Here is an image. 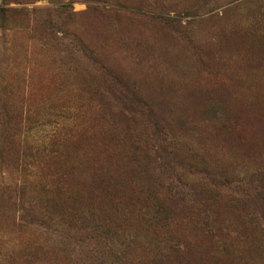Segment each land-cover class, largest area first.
I'll use <instances>...</instances> for the list:
<instances>
[{"label": "rangeland", "instance_id": "obj_1", "mask_svg": "<svg viewBox=\"0 0 264 264\" xmlns=\"http://www.w3.org/2000/svg\"><path fill=\"white\" fill-rule=\"evenodd\" d=\"M0 182V264H264V0H0Z\"/></svg>", "mask_w": 264, "mask_h": 264}, {"label": "trees", "instance_id": "obj_2", "mask_svg": "<svg viewBox=\"0 0 264 264\" xmlns=\"http://www.w3.org/2000/svg\"><path fill=\"white\" fill-rule=\"evenodd\" d=\"M116 122L119 125H123L125 124L126 127H124V129L126 128V130L128 131V126L127 124H129V119L124 116L122 113H119L117 115V120ZM11 145V144H9ZM54 146V144H52ZM48 147V146H47ZM135 149L133 150L132 153V158L129 159L126 162V166H131V164H136V162L138 161V147H134ZM44 151H48V154L53 155L56 154L57 151H52V150H47V148H44ZM140 151V150H139ZM84 170L82 171V173L84 175H89L88 177L90 179H92V182L94 183V185H92V187H94L95 189H101L103 191H115L116 193L120 194H124L125 192V188L122 185L123 183V179L127 176L123 175L122 171L123 168L122 167H116L114 170H110L107 173H104V169L102 165H98L94 159H84ZM57 169V168H56ZM127 168H125L124 170H126ZM131 174L133 175L135 173V169L132 168L130 170ZM49 177L51 178L50 183L48 184H44L43 189L46 190L45 195L46 194H58L61 193L63 191H65V193L67 194L69 192V189L71 186H73V184L69 183L68 181V177L66 175V173L60 172L58 169L55 171L54 174H50ZM42 178V177H41ZM98 185V187H95V185ZM79 185V187H82V192L86 193L90 192V187H88L89 185L86 183V181L83 180L82 183L77 184ZM21 188L17 185H7L4 184L3 182H0V197L3 200H7L8 204H10V206L15 210L16 206L20 205V199L22 196V193H20ZM44 191V190H43ZM264 194V193H263ZM263 196V195H262ZM18 200V201H17ZM133 199L130 198L129 199V203H126V207H135L137 206V201H135L133 203ZM152 205V204H151ZM171 206H172V202L169 203L168 201H163L162 203H160L158 200H156V204L154 205V210H156L157 214H162L163 212H170L171 210ZM164 210V211H162ZM158 221H156L157 224ZM164 220L161 221V226L164 224ZM153 225H150V227L152 228ZM178 236V235H177ZM177 236L172 235V237H169L168 242L165 244V246L161 249L160 254L155 255V257L152 258V260L148 261V262H143L142 264H172L174 263L173 259H179L180 258V253L183 249L180 248L179 243H178V239ZM170 240V241H169ZM174 242V243H172ZM250 250H252L253 252L257 251L258 253L260 252L259 250L261 249V246L256 244H252L251 247H249ZM204 249H206V254L210 256V264H218L217 261L220 260L221 258H225V257H230L232 255H234V253L236 252V249L233 248L232 244L223 247L222 250L220 249H211L210 251L207 250V246L204 247ZM203 250V249H202ZM204 252V251H203ZM222 255V256H221ZM135 260L132 259L130 260V264H134L133 261ZM142 260V258L138 259V263L139 264Z\"/></svg>", "mask_w": 264, "mask_h": 264}]
</instances>
